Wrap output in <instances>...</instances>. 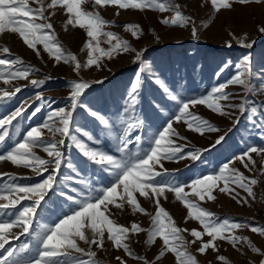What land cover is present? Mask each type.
I'll return each mask as SVG.
<instances>
[{"label":"snow or ice","instance_id":"snow-or-ice-1","mask_svg":"<svg viewBox=\"0 0 264 264\" xmlns=\"http://www.w3.org/2000/svg\"><path fill=\"white\" fill-rule=\"evenodd\" d=\"M33 2L38 6L30 7L29 0H0V33L10 31L18 34L23 43L35 51L38 56L40 50L37 45H42L43 50L56 62L74 63V71L77 73L82 67H99L103 58L111 59L113 54L135 52V60H141V53L132 48L128 40L122 39L115 32L106 30L115 21L104 19L96 10L98 6L100 8L116 6L118 9H152L160 13L172 11L173 15L161 18L162 24L183 27L191 23L193 37H196L198 33L195 22L181 11L180 5L175 3V0H91L93 10H87L82 6L86 5L89 0H50L46 6L45 0H33ZM261 2L264 0H210L214 13H218L221 9L230 10L233 3L246 5ZM58 6L67 15L65 30L68 25H71L86 31L88 39L81 49V51L87 50V59L84 64H81L74 54H65L54 35L53 25L47 22L46 10ZM116 14L119 15V12ZM210 22L211 20L202 22V26L207 27ZM124 28L134 38L139 39L142 31L139 25L129 23L125 24ZM258 31L264 33V26H258ZM229 35L232 39L227 42L228 47L232 46L233 40L243 47H251L255 43L251 41L245 44L246 33L242 37H236L231 32ZM102 38L103 43L108 45L106 48L101 46ZM0 50L5 54L0 58V80L4 85H9L17 79H28L31 73L38 71L31 65H25L19 56L12 57L8 47L3 46ZM249 66V57H243L239 63L235 64L236 72L229 79L214 85L206 94L191 98H180L173 93L166 82L157 76L155 83L169 99L177 103L178 108L166 125L152 136L147 150H140L139 147L136 151L129 149V145L133 143L130 134L142 124L135 117V107L141 88L140 73L136 74L135 80L130 84L122 113L124 119L120 120L122 131L117 136L118 142L115 147V152L120 155H113L104 150L99 146L101 141L94 138L88 131L73 128L75 111L81 106L80 98L90 87L86 81H71L70 107L51 110L41 125L30 127L20 140H16L14 133L20 132V121L25 118L27 108L17 107L9 115L0 118V144H3L6 139L14 141L9 150L0 154V161H10L15 166L35 169L37 175L40 176L48 173L46 178L40 182L26 186H21L16 182L18 177L0 173V180L7 177L3 186H0V200L7 201L0 203V250H2L0 251V264H99V261L95 259L97 252L93 248L103 250L106 241L111 243L115 250H121L124 253V256L115 257L118 264H127L125 257L142 262V264H156L166 253L174 255L176 264H199L196 255L188 250L189 244L194 245L197 242H199V247L196 251L201 255L206 254L208 250L216 252V260L219 264H232V261L219 254L218 241L227 242L237 251H240V245H246L251 252L264 257L261 247L257 246L248 236L237 234V230L247 228L264 238V225H254L249 221H231L227 217L221 219L201 206L206 200L216 199L215 191L227 194L237 204L249 205L250 199H255L253 186L259 181L255 177L246 176L233 165L238 162L251 173L256 165L252 154L264 155V147L248 145L241 153L224 163L218 171L197 177L187 185L158 179L168 175V170L163 165L164 160L183 159L185 155L191 157L192 160L199 159L200 149L185 153L184 146L173 139V137L185 139L180 137L173 127L174 121L184 122L187 129L200 135H203L205 131H219L209 120L194 114L192 109L197 105H204L211 112L225 117L232 115L230 110H239L242 115L247 114L250 121L253 117H258L254 121V126L259 129L260 139L264 140V104H257L250 99L256 88L249 78ZM228 67L229 64H225L216 75H221ZM143 71L145 69L142 68L141 72ZM29 83L36 87L43 85L45 81L31 79ZM229 86L243 88L244 94L238 97L239 103L233 102L237 99V94L227 91ZM22 87L17 86L12 92L0 89V100L11 99L22 90ZM259 87L264 90V81ZM37 99H43V97L38 96ZM30 107L32 105H28V108ZM41 107H36L31 116L40 112ZM89 115L106 129L112 126L109 118L97 111L89 109ZM31 116L27 118L31 119ZM44 129L51 134L52 139L45 138ZM74 132H81L88 141L93 142V145L78 139L77 135L73 134ZM57 134L62 139L56 140ZM63 138H70L84 158L98 165L103 171L109 172L114 179L109 182L108 186L93 189L86 196L82 195L81 199L75 201L76 207L70 214L59 218L53 226L33 232L31 225L37 208L47 193L55 187L56 177L64 164L62 147L65 140ZM224 138L220 136L216 143L219 144ZM134 139L139 145L141 137L137 135ZM37 147L47 154L48 159L35 153L34 149ZM261 164L260 172L264 174V161ZM69 166H71L70 163ZM157 168L160 170L157 171ZM186 187L190 191H185ZM237 188L246 195H241ZM92 192H95V195ZM21 193L23 195H19ZM167 193H174L175 199L182 202L187 209L185 222L188 220L199 222L202 231L181 229L177 226L171 214L161 205V198L167 199ZM138 197L151 200L155 206V214H149L141 206ZM67 199L73 200V197L68 196ZM24 200L32 201V203L29 206H23L22 209H17L16 206ZM110 205L120 211L127 206L133 214L150 215L151 226L144 229L136 221H132L130 227L119 224L112 218ZM5 217L8 218L5 219ZM14 229L22 231H14ZM145 231L147 232L145 244L151 246L158 238L162 241L161 248L153 260L138 255L130 246V237ZM185 232H189L193 238L191 241L186 240L183 235ZM25 234L34 236L38 241L39 248L35 257L25 258L20 255L29 248V244L25 243L17 247L12 243L13 240H18L21 235ZM205 236L208 239H204ZM80 242L87 245V251L80 246ZM73 253L79 255H73ZM249 264H254V262L250 261ZM259 264H264V259H261Z\"/></svg>","mask_w":264,"mask_h":264},{"label":"rangeland","instance_id":"rangeland-1","mask_svg":"<svg viewBox=\"0 0 264 264\" xmlns=\"http://www.w3.org/2000/svg\"><path fill=\"white\" fill-rule=\"evenodd\" d=\"M50 0H45V6ZM180 5L181 11L192 18L197 27L198 33L193 37L191 23L188 26H172L162 24L161 18L171 16L172 11L160 13L152 9H118L116 6L97 7L100 15L110 21H115L106 30L117 33L122 39L129 41L132 48L141 53V60H135V52L113 54V58H103L100 66L81 68L77 73L74 71V63L56 62L54 58L43 50V46L38 44L40 55L29 49L22 38L16 33L6 31L0 33V49L3 46L9 48L11 56H19L25 65H31L38 71L30 74L28 79H17L9 85H4L0 80V89L12 92L17 86H23L22 90L11 99L0 100V118L9 115L17 107L27 108L25 118L20 121V132L15 134L16 140L23 138L26 131L33 126L41 125L48 117L51 110L60 107H70L69 96L71 93V81H86L90 87L84 91L80 98V107L75 111L73 118V128L86 130L96 139L101 141L99 145L104 150L113 155H120L115 152L117 136L121 134L122 127L120 120L124 119L122 113L125 106L127 92L131 82L135 80L136 74H141V88L138 95V102L135 107V117L142 122L141 127L130 134L133 143L129 149L136 151L147 150L154 134L161 130L177 111L178 105L175 101L168 98L167 94L155 83L158 76L166 82L170 89L180 98L199 97L206 94L214 85L225 82L235 72V64L239 63L243 57L250 59L249 73L250 80L256 91L250 99L257 104H264V90L259 85L264 81V33L258 31V26H264V2L259 4L233 3L230 10L221 9L214 13L210 0H175ZM203 5V6H202ZM30 7L38 5L29 0ZM87 10L92 9L91 0L86 5ZM119 12V15L116 13ZM54 13V14H53ZM45 15L53 25L54 35L59 41L65 54H74L81 64L87 59V50L81 51L84 43L88 39L86 31L79 27L68 25L65 30L67 15L61 7L47 9ZM207 27L202 26V22H207ZM139 25L142 30L139 39L134 38L130 32L125 31V24ZM236 37L247 34L245 44L255 41L251 47H243L232 41V46L228 47L227 42L232 39L229 33ZM101 46L107 47L106 43ZM5 54L0 50V58ZM225 64L229 67L219 76L216 73ZM145 71L141 72V69ZM155 74V75H153ZM31 79L43 80L45 83L40 86H32ZM229 92L237 94V99L233 102L239 103V96L244 94L240 86H229ZM42 96L43 99H37ZM28 105L32 107L28 108ZM42 106V107H41ZM36 107H41V111L31 116ZM89 109L105 115L112 122V126L105 128L96 119L89 115ZM194 114L209 120L219 131L207 132L200 135L187 129L184 122H173V127L179 133L178 139L173 137L176 143L184 146L185 153L200 149L199 159L192 160L185 155L183 159L164 160V168L168 170V175L160 177L167 181H174L179 184H189L191 180L204 175L213 174L234 156L241 153L248 145L264 147V140L260 139L259 129L254 126V121L258 117H253L250 121L247 114L242 115L239 110H230V117L220 116L211 112L204 105H197L192 109ZM31 116V119L27 118ZM237 120L239 121L237 123ZM15 123V122H14ZM10 131H12L10 129ZM46 139H52L46 129L43 130ZM78 139L83 140L89 145L88 141L81 132H74ZM140 136L139 145L135 142V136ZM220 136L224 140L216 143ZM56 140L62 139L59 134ZM65 140L62 151L64 153V164L56 177L55 187L50 190L41 205L37 208L35 218L31 225L33 232L42 231L45 227L53 226L76 207L75 201L81 199L82 195H88L93 189H100L108 186L114 177L103 171L98 165L88 161L82 156L70 138ZM13 139H6L0 144V154L6 152L13 146ZM35 153L42 158L48 159L47 154L39 147L34 149ZM256 160L255 168L249 173L243 166L236 162L233 166L238 168L246 176L258 179V184L253 186L255 199H250L249 205L237 204L227 194L214 192V201H204L201 206L210 210L217 217L229 218L231 221H249L252 224L264 225V174H261V162L264 155L252 154ZM7 166L0 169V173H8L19 179L16 181L21 186L32 185L46 178L48 173L43 176L37 175L35 169L15 166L10 161H5ZM69 163L71 166H69ZM51 170V166H49ZM160 169L157 168V171ZM7 177L0 180V186L6 182ZM185 191H190L187 187ZM241 195H246L237 188ZM95 195V192H92ZM19 195H23L22 193ZM167 199L161 198V205L171 214L178 227L181 229L203 230L199 222L188 220L187 209L182 202L175 199L174 193H167ZM72 196L73 200L67 199ZM141 206L149 214H155V206L151 200L138 197ZM7 201L0 200V203ZM32 201L24 200L17 205V209L29 206ZM113 219L119 224L129 226L132 221H136L144 229L151 226L150 215L141 213L133 214L127 206L120 211L113 206H109ZM8 217H5L7 219ZM14 218V217H13ZM14 231H22L14 229ZM238 235L248 236L257 246L264 251V238L252 233L249 229L237 230ZM186 240L193 238L189 232L183 233ZM147 232L134 234L130 237V246L138 254L143 255L149 260H153L158 254L162 241L158 238L151 246L145 244ZM204 239H208L207 236ZM12 243L17 247L21 244H29V248L20 255L25 258L35 257L39 244L31 235H21L18 240ZM220 253L228 257L232 264H259L261 257L251 252L246 245H240V251L235 250L227 242H217ZM80 246L87 251V245L80 242ZM199 242L189 244L188 250L196 255L199 264H219L216 260L217 253L208 250L206 254H199L196 249ZM97 252L99 264H118L116 256H124L121 250H115L111 243H105L103 250L93 248ZM2 251V250H0ZM243 253V254H242ZM73 255H79L73 253ZM127 264H142L131 258L125 257ZM156 264H176L174 255H166Z\"/></svg>","mask_w":264,"mask_h":264},{"label":"bare ground","instance_id":"bare-ground-1","mask_svg":"<svg viewBox=\"0 0 264 264\" xmlns=\"http://www.w3.org/2000/svg\"><path fill=\"white\" fill-rule=\"evenodd\" d=\"M7 163L5 161H0V169L5 168Z\"/></svg>","mask_w":264,"mask_h":264}]
</instances>
